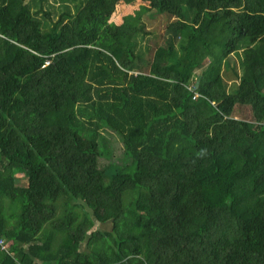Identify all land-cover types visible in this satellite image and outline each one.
I'll use <instances>...</instances> for the list:
<instances>
[{"label":"trees","instance_id":"trees-1","mask_svg":"<svg viewBox=\"0 0 264 264\" xmlns=\"http://www.w3.org/2000/svg\"><path fill=\"white\" fill-rule=\"evenodd\" d=\"M53 2L0 0V264H264V0Z\"/></svg>","mask_w":264,"mask_h":264},{"label":"rangeland","instance_id":"rangeland-1","mask_svg":"<svg viewBox=\"0 0 264 264\" xmlns=\"http://www.w3.org/2000/svg\"><path fill=\"white\" fill-rule=\"evenodd\" d=\"M47 3L51 5V7L53 8V15L52 17L54 19L57 18V16L55 15L54 11L57 12L60 11L61 6L58 5V3H54L53 0H47ZM149 9L148 6L140 3V1H136L135 3H130V2H123V4L121 6H119L116 10V12L114 13V18L116 22H122V29L127 32V33H131L134 30V27L136 26V24L142 19L143 14ZM56 12V14H57ZM150 29H152V26H148ZM240 51V49H238ZM237 52H234L232 54V58H236ZM224 69L226 68V66L224 65L223 67ZM227 83L228 85H232L235 81L231 80V79H227ZM234 115L237 118H245L248 120H253L255 118L254 113H253V109L250 105L247 104H240L237 105L235 107L234 110ZM111 132V131H109ZM172 141H174V143L178 142V138L177 137H173ZM17 178H20L23 175V172L21 173H17L16 174ZM96 227H99L101 229H110L112 227V223L111 222H107V223H100L98 221H96ZM9 243L8 244H4L3 247L4 248H8ZM85 247V243L82 244V249Z\"/></svg>","mask_w":264,"mask_h":264},{"label":"water","instance_id":"water-1","mask_svg":"<svg viewBox=\"0 0 264 264\" xmlns=\"http://www.w3.org/2000/svg\"><path fill=\"white\" fill-rule=\"evenodd\" d=\"M199 82H200V77L196 80V83H195L193 89H196L198 87Z\"/></svg>","mask_w":264,"mask_h":264},{"label":"built area","instance_id":"built-area-1","mask_svg":"<svg viewBox=\"0 0 264 264\" xmlns=\"http://www.w3.org/2000/svg\"><path fill=\"white\" fill-rule=\"evenodd\" d=\"M0 242H2V240L0 239Z\"/></svg>","mask_w":264,"mask_h":264}]
</instances>
